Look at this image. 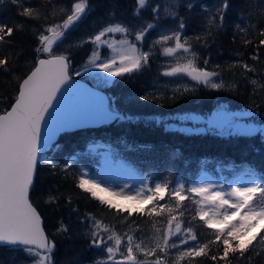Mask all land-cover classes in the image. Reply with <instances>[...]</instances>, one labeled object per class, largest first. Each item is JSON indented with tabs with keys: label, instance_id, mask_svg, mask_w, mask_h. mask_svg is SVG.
<instances>
[{
	"label": "trees",
	"instance_id": "trees-1",
	"mask_svg": "<svg viewBox=\"0 0 264 264\" xmlns=\"http://www.w3.org/2000/svg\"><path fill=\"white\" fill-rule=\"evenodd\" d=\"M22 2L30 3L38 9L39 19L18 16L16 8L9 2L0 5V22L24 25L23 29L12 37L14 43L8 49L9 53H15L10 55L13 71L10 74L0 73V101H2L0 114L10 109L14 97L18 94L20 82L34 70L35 49L38 46L37 35L52 24H62L65 11L73 0H22ZM151 3L160 4L162 16L173 11L183 16L187 24L184 36L188 38L189 46L196 52L195 57L188 54L193 63L202 69L220 72L226 84L234 83L236 87L214 90L191 82V86L187 87L190 89L189 92L182 96L177 94L174 100L169 99L175 89L169 88L165 84L164 76L161 75L166 68L164 63L166 58L160 55L162 48L158 47L153 49L147 66L142 65L141 69L131 76L114 78L113 84L100 88L108 93L110 107L133 119L114 120L97 128L62 134L57 141V144L62 146L61 149L57 152L49 150L45 157L55 159L58 165L70 163L71 168L67 173L58 171L53 175L46 163L38 164L34 186L30 193V200L41 215L47 236L56 243L53 253L54 264H90L95 259L106 257L101 250L89 248L87 225H81L76 219V214L70 217L72 206L79 208L80 215L92 214L99 222L100 230H106L105 239L111 236L108 243L113 246L112 256L115 260H122L127 236L133 237V245L139 244L142 249H147L156 244L160 231L167 228V220L171 218L167 208L159 216L155 213L149 216L147 213L152 207L149 203L131 209L112 202L111 204L118 207V211L117 208H110L108 204H101L98 199L92 198L90 194L76 187L80 178H86L87 171L91 175L97 173V169L102 164V151H109L113 160L123 163L137 176L145 179L147 193L155 183L167 184L164 199L159 201L161 206L166 203L169 206L175 204V201L170 199L173 188H180L181 184L185 185V188L194 187L193 184L205 176L220 180L226 189L241 173L245 174L243 176H251L255 179L249 169L254 170L257 175L264 174V134L259 131L252 136H238L219 135L218 130L215 129L193 133L165 130V126L172 123L179 125L176 128L183 127L184 123L189 124L178 120V116L196 115L206 119L219 107H225L230 113L246 115L245 119H251L257 129L264 127V94L258 91L254 94L252 85L246 79L247 76L264 83L262 79L264 48L260 49L262 62L256 64L255 75L244 74L242 68L232 66L234 62L240 60L253 63L249 59L253 54L252 47H244L239 38L234 42L233 33L235 25L243 23L240 20L242 11L251 23H257L258 17L264 12V0H232L233 6L226 16L228 27L215 37L210 47H202V41L197 42L194 37L205 31L204 8L214 10L218 0H195L196 7L192 12L183 6L184 0H151ZM133 5L134 0H91L90 13L57 40L54 44V54L68 56L73 69L81 70L95 47L94 43L87 42L90 37L113 23L138 29L142 24L150 22L151 13L148 9L143 12L142 18L132 16ZM110 13L115 15L111 16ZM171 27L174 25L169 20L161 21L160 27L150 32L143 46L138 45L140 52L152 48V41L158 38L160 31ZM212 32H216L215 27L212 28ZM127 37L134 43V36L127 35ZM240 53L243 55L241 56ZM204 59H209L207 66L203 64ZM216 65L221 67L216 68ZM79 78L93 85L88 75ZM185 88L176 89L183 92ZM145 94L157 98V102L140 100L139 97ZM160 98H164V106H160ZM253 108L256 112L255 116L249 111ZM202 125L203 129L207 128L206 124ZM192 126L195 127L194 124ZM122 141L134 146L149 147L146 150L127 151ZM177 153L178 155H175ZM52 195L59 197L58 206L47 202ZM188 195L191 197L192 194L188 193ZM68 198L73 201L71 206H66ZM194 200L202 201V198L197 196ZM250 203L256 210L264 209V198H260L259 194ZM182 205L183 216L175 207L172 210V214L180 222L181 235L190 226L200 243L210 241L216 229L207 228L199 217L195 220L191 219L195 209L203 210V202L195 204L189 199L183 201ZM124 209L141 211H124ZM60 220L70 225L71 238L57 232ZM186 221H191L190 225H187ZM175 223L176 221H173V224ZM251 236L257 237V240L253 241L256 250H264V242H260V236H264V227L247 238ZM118 239L121 241L120 245H116ZM192 243L194 242L189 241V244ZM210 247L213 252L217 247L222 251V245L212 244ZM135 254L138 260L153 259L145 257L142 251ZM175 256L176 250L173 249L165 259V264H172ZM30 263L32 258L25 252L0 246V264ZM180 264H214V262L205 256L195 258L191 262L185 258ZM231 264H243V261L233 258ZM253 264H264V256L254 259Z\"/></svg>",
	"mask_w": 264,
	"mask_h": 264
},
{
	"label": "snow or ice",
	"instance_id": "snow-or-ice-1",
	"mask_svg": "<svg viewBox=\"0 0 264 264\" xmlns=\"http://www.w3.org/2000/svg\"><path fill=\"white\" fill-rule=\"evenodd\" d=\"M5 2L11 3L16 8V14L27 19H39V11L32 4L22 2V0H0V5ZM91 0H73L66 9L62 24H52L37 35L38 46L35 49L36 63L26 78L19 84L18 94L14 97V102L10 110L0 114V246H9L14 250H21L32 258V264H54L53 253L56 248L54 240H49L42 227L41 215L33 206L30 200V190L34 186L37 166L40 163H46L55 175L57 172L67 173L71 168L70 163L58 165L55 159L45 157V153L51 150L57 152L61 145L56 143L57 137L61 133L71 132L76 129L85 128L91 125L106 124L114 120L131 121L133 117L119 114L114 108L110 107L109 101L94 89L108 87L113 84L114 79L122 78L125 75L131 76L134 72L141 69L142 65L147 66L150 62L153 49L162 48L160 55L164 57H173L180 54L187 56L191 54L195 57L196 52L189 46L188 38L184 36L187 27L185 18L173 11L167 15H161L159 3L152 4L151 0H134L132 16L142 18L143 12L148 9L151 13L150 22L142 24L138 29H130L120 23L110 24L102 29L99 34L89 38L87 42H100L102 36L108 33H121L125 36H134V43L129 47L132 52H138L142 47L150 32L160 27L163 20H169L174 27L161 30L157 39L152 41V48L143 52L138 57L122 56L117 62L115 57L100 59L97 55V49L94 47L92 52L96 56L92 60V68L87 63L84 65L88 77L93 81V88L80 84L75 81L73 75H80L78 69H73L70 58L65 55L54 54V44L65 35L67 30L81 22L92 10ZM183 6L189 11L196 7L195 0H184ZM232 0H218L214 10L204 11L205 31L194 37L197 42L202 41V47H210L214 43L215 37L223 32L227 27L226 16L232 7ZM34 12L36 13L34 15ZM114 16L115 13H110ZM251 14L249 13V16ZM240 20L243 23L235 25L233 41L240 39L244 47H252L253 54L247 61H236L232 66L240 67L243 73L256 74V64H260L261 52L264 48V12L258 17L257 23L253 24L246 18L244 12L240 14ZM24 25L17 23L10 25L6 22H0V73L10 74L13 66L10 62L8 49L14 41L12 37L16 32L22 30ZM215 27L216 32H212ZM57 29H61L57 31ZM255 37V38H253ZM242 56L243 53H240ZM46 57V58H41ZM91 60V57L89 58ZM129 61V63H125ZM203 64L207 66L209 59H204ZM216 65V68H220ZM98 69V71H95ZM164 77H174L177 75L190 77L195 85H204L214 90L235 89L236 85L226 84L221 77V73L215 70L208 71L198 67L192 60H188L183 66L172 67L170 70L161 73ZM248 82L252 85L254 94L257 91L264 94V83L246 76ZM264 79V77H262ZM63 90V92H62ZM187 87L183 92L179 89L173 91V96L169 99H175L177 94L181 96L189 92ZM140 100L157 102V98L145 94L139 97ZM2 102V101H0ZM164 98L159 99L160 106H164ZM255 107V105H254ZM50 110L51 113H50ZM252 116L256 115L253 109L249 110ZM46 117L48 119L46 120ZM180 121H192L194 123L206 124V129L201 128H176L175 125H166V131H179L183 133L202 132L208 130H218L219 135H244L252 136L257 131L264 134V127L259 129L245 126L236 121L234 115L225 109L218 110L207 120L195 115H183L177 117ZM160 123V121H157ZM124 143L127 151L146 150L147 145H131ZM175 155H178L175 154ZM105 164L110 167H120L123 165L119 161L105 157ZM249 172L255 176L250 185L233 187L230 192L224 190L210 191L208 185L185 188L181 184L180 188H173L170 193V199L175 201L173 206L167 203L161 206L160 200L164 199V193L168 188L167 184L155 183L150 189L151 194H141L129 199H138L141 203L147 202L152 205L148 211L151 216L155 213L159 216L165 208L168 209L170 219L167 220V228L160 231V236L156 244L142 249L139 244L133 245V237L127 236V245L122 252V260L116 261L113 256V246L108 241L111 236L105 239L104 231L100 230V224L96 218L85 213L80 215V210L72 206L70 217L76 214V219L81 225H87L88 246L90 249H99L106 254L105 258L95 259L90 264H165V259L169 257L171 250H176V256L172 264H180L187 258L190 262L195 258L208 256L214 264H231L233 258L243 261V264H253V260L264 256V250L257 251L253 241L256 236H251V231L256 225L264 224V209L256 210L253 208V198L259 194L264 198V174L257 175L254 170ZM86 175V173H85ZM76 187L92 198L98 199L101 204H108L110 208L118 207L105 201L97 195V191H104L95 181L80 178ZM184 189V191H181ZM143 190H141V193ZM191 193V197L188 195ZM201 197L202 201L212 203L217 211L209 214L207 211L195 209L191 217L195 220L199 217L200 221L209 229H216L213 238L207 243H200L198 236L188 226L187 230L181 235L180 222L172 214L175 207L181 216L184 215L182 202L192 199L195 204L202 201L194 200L195 197ZM235 197V199H231ZM59 197L52 195L48 198V203L57 204ZM73 201L67 199L66 206H71ZM159 208V211L157 209ZM219 209H223L220 212ZM232 210V211H229ZM241 210H245L241 215ZM124 211H137L140 209H124ZM237 216L240 217L239 225L230 223ZM173 221H176L173 224ZM191 221H186L190 225ZM57 232L71 238V228L63 220L59 221ZM259 235V234H257ZM189 241L194 243L189 244ZM260 242H264V236H260ZM121 241L116 240V245ZM222 245V251L219 247L215 252L210 245ZM188 245L187 247H184ZM142 251L145 257H152L151 260H138L136 252Z\"/></svg>",
	"mask_w": 264,
	"mask_h": 264
},
{
	"label": "rangeland",
	"instance_id": "rangeland-1",
	"mask_svg": "<svg viewBox=\"0 0 264 264\" xmlns=\"http://www.w3.org/2000/svg\"><path fill=\"white\" fill-rule=\"evenodd\" d=\"M131 43L133 42L129 39V37L121 33H108L105 36H102L101 41L96 42L94 45L95 48L97 49V55L100 57V59L115 57L117 62L119 63V60L122 56L127 55L134 58L140 56V51L135 53L132 52L131 48L129 47ZM90 57L91 60L89 59ZM162 57L166 58L164 62L166 66L165 71L170 70L172 67L183 66L188 62V60H191V57L189 55L184 56L180 54L174 55L173 57H164V56ZM89 58L86 60L85 64L87 63L88 67L91 69L92 60H95L96 56H94L92 52ZM125 63L126 64L129 63V61H126ZM79 71L81 73L80 75H73V76L88 75L84 67L81 68V70L79 69ZM95 71H98V69H96ZM110 79H114V78H110ZM164 79H165V84H167L168 87L171 89H176L179 87H189L191 86V82H194L190 79V77L181 76V75H177L174 77H164ZM221 109L227 110L225 107H219L208 118L212 117L218 110ZM227 112L230 113L228 110ZM230 114L235 116L236 121L238 123L245 126L257 128L251 119L249 120L245 119L247 118L246 115H241L239 113H230ZM208 118L206 119L203 118V119L207 120ZM183 122L189 123V124L184 123L183 128L203 129L202 124L194 123L192 121H183ZM193 124L195 125V127L192 126ZM172 125H175L176 127L179 126L178 124H174V123H172ZM106 156L110 157L109 151L104 152L103 165L98 169L99 174L94 175L95 177L93 178H88V177L85 178L95 181L97 184H99L100 188L104 189V191L96 190L97 195L99 197H102L106 201H110L111 203L113 202L114 204L120 206H128L131 207V209L134 207H139L147 204V202L141 203L140 200L138 199H131V200L129 199V197H135L141 194H145V195L150 194V191L149 193H147L146 191L148 190V187L145 179L141 178L140 176H137L127 166L123 168L107 166L105 164ZM243 175L245 174H241L240 176H238L234 182H232L226 187V189L223 187L222 182L220 180H216L209 176H205L201 178L199 181L194 183L193 186L197 187V186L208 185L211 186L210 191L224 190L226 193H228L231 191L233 187L250 185L252 183L253 178L251 176H243ZM141 190H143L142 193ZM231 199H235V197H231ZM202 202H203V211H207L209 214H213L214 212L217 211V208L212 203L206 201H202ZM219 211L223 212V209H219ZM244 211L245 210H241V215L244 214ZM232 223H236L237 225H239L241 223L240 217L237 216L234 220H232ZM262 227H264V224L258 223L255 229L251 231V234Z\"/></svg>",
	"mask_w": 264,
	"mask_h": 264
},
{
	"label": "water",
	"instance_id": "water-1",
	"mask_svg": "<svg viewBox=\"0 0 264 264\" xmlns=\"http://www.w3.org/2000/svg\"><path fill=\"white\" fill-rule=\"evenodd\" d=\"M41 58H46V57H41ZM74 79H75V81H77V82H79L80 84H83V85H86L87 87H89V88H93V85H91L90 83H88V82H86V81H84V80H82V79H80V78H76V77H73ZM94 90H96V91H98L99 93H100V95H102V96H104L105 98H107L108 99V101H109V96H108V94L105 92V91H103V90H101V89H94ZM62 92H63V90H62ZM109 104H110V102H109ZM10 110V109H9ZM51 111L52 110H50V113H51ZM4 114V113H3ZM120 114V113H119ZM122 115V114H121ZM48 119V117H46V120ZM113 122V121H112ZM112 122H110V123H112ZM106 124H109V123H106ZM106 124H98V125H91V126H88V127H85V128H80V129H76V130H73V131H71V132H75V131H78V130H82V129H87V128H97V127H100V126H102V125H106ZM71 132H66V133H71ZM62 134H65V133H61L58 137H57V140H56V142L58 141V139H59V137L62 135ZM46 154V153H45ZM44 154V155H45ZM38 167V166H37ZM36 172H37V170H36ZM36 176V175H35ZM32 190V189H31ZM31 190H30V193H31ZM30 193H29V196H30ZM41 220H42V218H41ZM42 227H43V220H42ZM43 229H44V227H43ZM44 232H45V230H44ZM45 234H46V232H45ZM47 235V234H46ZM49 238V237H48ZM50 240V239H49ZM3 247H7V246H3Z\"/></svg>",
	"mask_w": 264,
	"mask_h": 264
}]
</instances>
